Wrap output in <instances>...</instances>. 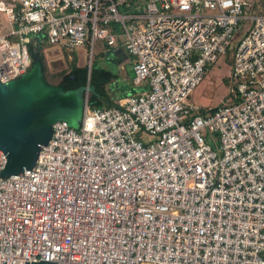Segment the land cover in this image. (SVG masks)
I'll return each instance as SVG.
<instances>
[{"label":"built area","instance_id":"obj_1","mask_svg":"<svg viewBox=\"0 0 264 264\" xmlns=\"http://www.w3.org/2000/svg\"><path fill=\"white\" fill-rule=\"evenodd\" d=\"M125 1L0 0L1 84L44 38L67 53L119 44L144 85L102 108L86 92L77 130L55 122L31 171L0 177V262L264 264V15L245 0H138L132 14ZM228 50L230 102L190 103Z\"/></svg>","mask_w":264,"mask_h":264},{"label":"water","instance_id":"obj_2","mask_svg":"<svg viewBox=\"0 0 264 264\" xmlns=\"http://www.w3.org/2000/svg\"><path fill=\"white\" fill-rule=\"evenodd\" d=\"M86 92L92 93L93 87L84 85L64 91L61 86L48 85L36 56L26 73L0 83V151L5 158L0 177L31 171L40 147L50 139L51 126L55 122L64 121L77 130Z\"/></svg>","mask_w":264,"mask_h":264},{"label":"rangeland","instance_id":"obj_3","mask_svg":"<svg viewBox=\"0 0 264 264\" xmlns=\"http://www.w3.org/2000/svg\"><path fill=\"white\" fill-rule=\"evenodd\" d=\"M248 5V9L254 4L255 8L260 12L264 13V0H245ZM0 19L4 17L1 14ZM249 23H245V27H248ZM4 31V29H2ZM39 49L43 53L46 64L49 69L60 70L66 68L71 59L75 61L76 67L86 66L87 75L89 70H99L109 72L118 77H126L128 80L132 79L131 66L128 61L129 56L120 57L119 64L122 66V70L118 69L114 57L107 55L108 48L105 47L101 42L95 41L93 49L89 52L87 46H82L71 52L72 55H67L61 52L56 46H50L42 42L39 45ZM87 50V53L85 52ZM233 85V80L230 77V52L221 56L217 61L210 65L208 72L203 77V80L196 86L191 92L188 101L199 108H214L222 103L230 102V90ZM117 88L115 89L113 84L108 87V93L113 97ZM89 94V93H88ZM118 99H116L117 101ZM202 137L205 138V134L201 133ZM140 134L137 135L139 137Z\"/></svg>","mask_w":264,"mask_h":264},{"label":"trees","instance_id":"obj_4","mask_svg":"<svg viewBox=\"0 0 264 264\" xmlns=\"http://www.w3.org/2000/svg\"><path fill=\"white\" fill-rule=\"evenodd\" d=\"M128 7L121 5L118 7L119 12L122 13H138L140 9V2L138 0H126ZM264 8V5L261 6ZM248 13L254 15H264L263 12L257 10L254 4L248 9ZM46 41L44 38L37 39V41L32 40L31 43L27 45L28 54L30 58V65L31 60L33 57H37L40 61L41 65V74L43 79L48 85L51 86H61V88L66 91L70 89H76L77 87L84 86L86 84V77H87V69L86 66L84 67H76L75 61L72 58L69 65L60 70L49 69L43 53L39 49V45ZM48 45V44H47ZM67 55H72L71 53L64 52ZM227 54V53H226ZM30 67V66H29ZM73 77L74 80L70 78ZM115 75L99 70H89L88 74V86L93 87V92L88 95L87 104L90 107H110L114 105L112 101V96L108 93V87L113 84V80ZM233 86L231 87L230 92L232 91ZM229 92V94H230ZM116 99L123 98L122 94L117 95ZM213 108H210L212 111Z\"/></svg>","mask_w":264,"mask_h":264},{"label":"crops","instance_id":"obj_5","mask_svg":"<svg viewBox=\"0 0 264 264\" xmlns=\"http://www.w3.org/2000/svg\"><path fill=\"white\" fill-rule=\"evenodd\" d=\"M107 55H112L114 57L113 59L114 62H116L118 66V69L122 70V66L121 64H119L120 63L119 60H120V57H122V55L124 56L126 55L122 46L118 44L112 48H108ZM128 61L130 63V66H132L133 58L130 57ZM131 74L133 77L132 69H131ZM131 80L132 79L128 80L126 77L123 78L122 76L118 77L117 75H115V78L113 80V86L115 89L117 88L118 90H116L115 95L111 98L113 102L116 101V98L118 97L117 95L119 94H122L124 98L132 94H137L143 89L144 85L134 86L132 85Z\"/></svg>","mask_w":264,"mask_h":264},{"label":"flooded vegetation","instance_id":"obj_6","mask_svg":"<svg viewBox=\"0 0 264 264\" xmlns=\"http://www.w3.org/2000/svg\"><path fill=\"white\" fill-rule=\"evenodd\" d=\"M70 79H71V80H74V78H73V77H71Z\"/></svg>","mask_w":264,"mask_h":264}]
</instances>
